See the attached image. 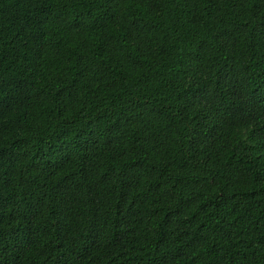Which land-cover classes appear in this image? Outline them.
Listing matches in <instances>:
<instances>
[{
  "label": "trees",
  "instance_id": "trees-1",
  "mask_svg": "<svg viewBox=\"0 0 264 264\" xmlns=\"http://www.w3.org/2000/svg\"><path fill=\"white\" fill-rule=\"evenodd\" d=\"M0 264H264V0H0Z\"/></svg>",
  "mask_w": 264,
  "mask_h": 264
}]
</instances>
